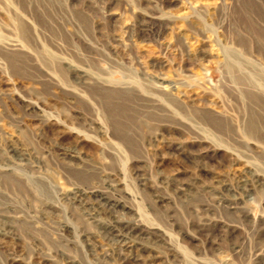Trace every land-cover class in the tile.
<instances>
[{
  "label": "rangeland",
  "instance_id": "rangeland-1",
  "mask_svg": "<svg viewBox=\"0 0 264 264\" xmlns=\"http://www.w3.org/2000/svg\"><path fill=\"white\" fill-rule=\"evenodd\" d=\"M0 264H264V0H0Z\"/></svg>",
  "mask_w": 264,
  "mask_h": 264
},
{
  "label": "bare ground",
  "instance_id": "bare-ground-1",
  "mask_svg": "<svg viewBox=\"0 0 264 264\" xmlns=\"http://www.w3.org/2000/svg\"><path fill=\"white\" fill-rule=\"evenodd\" d=\"M121 227H122V230L124 231L122 232V234H125V235L126 233H129V232H132V233L137 232L139 235L140 234L144 235L148 233V231H145L142 228H139L136 223H127V224L122 225Z\"/></svg>",
  "mask_w": 264,
  "mask_h": 264
}]
</instances>
